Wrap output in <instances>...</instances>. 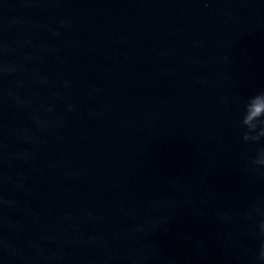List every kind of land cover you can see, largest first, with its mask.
<instances>
[{
    "label": "water",
    "instance_id": "95a60500",
    "mask_svg": "<svg viewBox=\"0 0 264 264\" xmlns=\"http://www.w3.org/2000/svg\"><path fill=\"white\" fill-rule=\"evenodd\" d=\"M260 90L264 0H0V264H256Z\"/></svg>",
    "mask_w": 264,
    "mask_h": 264
},
{
    "label": "clouds",
    "instance_id": "9594fccd",
    "mask_svg": "<svg viewBox=\"0 0 264 264\" xmlns=\"http://www.w3.org/2000/svg\"><path fill=\"white\" fill-rule=\"evenodd\" d=\"M3 71L7 73L12 69L5 68ZM64 83L67 84V81ZM238 127L240 138L245 144L259 145L249 158L248 170L253 173L264 171V90L242 101ZM2 203L11 205L12 201L5 200ZM244 216L246 219L260 217L253 229V236L257 241L255 261L256 264H264V209L254 206Z\"/></svg>",
    "mask_w": 264,
    "mask_h": 264
}]
</instances>
